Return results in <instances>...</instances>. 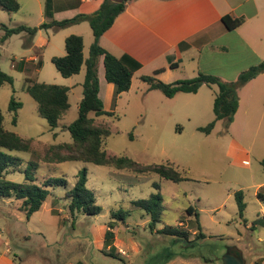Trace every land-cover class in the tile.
<instances>
[{"label":"rangeland","instance_id":"1","mask_svg":"<svg viewBox=\"0 0 264 264\" xmlns=\"http://www.w3.org/2000/svg\"><path fill=\"white\" fill-rule=\"evenodd\" d=\"M19 3L22 9L15 19L22 22H12L11 17L16 13L0 8V27L39 26L37 4L29 0H19ZM26 12L29 14L24 15ZM53 19L56 20L54 16ZM3 34L0 30V40ZM41 34L48 46L39 51H31L33 42L26 45V33L13 35L1 44L0 66L14 83L0 89V109L5 128L31 140L34 149L33 154H9L21 158L25 169L30 162H36L35 175L41 181L63 177L69 187L55 189L41 209L29 218L21 210V203L0 198V264H162V257L168 256L175 257L169 264H222L230 248L242 253L245 264H264V202L257 197L258 192L264 193L261 166L264 120L253 123L251 128L247 123L252 121L238 108L232 122H215L213 106L217 85H203L196 94L181 93L170 99L160 91L146 90L148 84L141 74H136L130 90L114 94L111 100L103 89L102 101L112 116L91 114L97 124H105L111 131L104 149L111 156L127 157L141 165L171 163L188 180L175 183L155 173L136 174L84 162L45 163L43 158L51 145L72 142L70 133L61 126L77 119L86 76L83 65L78 75L64 78L52 58L66 55L65 41L71 35L83 38L84 55L89 58L94 36L87 22L58 31L44 30ZM30 55L38 58L30 62ZM189 69L177 71L172 81L191 76ZM31 82L69 88L71 107L53 131L40 117L37 104L27 91ZM247 84L238 90V96ZM252 86L244 88V92ZM258 86L254 82V89ZM12 98L22 104L17 110V123H14L15 113L9 111ZM212 123L210 133L200 130ZM84 169L88 174L87 187L94 191L102 212L93 217L77 214L72 218L65 193L75 185ZM9 179L22 183L24 174L14 173ZM238 192H242L246 205L243 217L236 199ZM158 194L162 201L154 200L162 207L153 209L161 216L152 231L151 214L139 202L149 201ZM190 208L195 211L193 215L188 214ZM111 223L113 241L106 238ZM165 227L186 233L189 241L199 233L204 238L193 246H186V241L183 244L158 233ZM111 247L119 258L106 255Z\"/></svg>","mask_w":264,"mask_h":264},{"label":"trees","instance_id":"2","mask_svg":"<svg viewBox=\"0 0 264 264\" xmlns=\"http://www.w3.org/2000/svg\"><path fill=\"white\" fill-rule=\"evenodd\" d=\"M135 0H104L100 8L91 14H79L71 19L56 21L53 19V0H46L44 23L37 27H28L20 25L14 28L1 26L4 35L0 40V44L4 43L13 35L26 33L28 40L27 46L32 44V39L39 30L53 29L55 31L78 25L84 22L89 23L94 43L90 49V56L85 60L83 55L84 42L81 36L71 35L65 41L66 55L63 57L52 58V63L58 72L64 78H70L78 75L83 67L86 66V76L83 83V98L79 103L78 117L69 125L61 127L68 131L71 135L72 142L51 145L44 155L45 163H65V162H84L97 166H110L118 170H128L136 174H158L162 179L180 183L185 178L175 165L169 163L167 165H141L127 157H117L109 155L104 149L105 140L110 136L111 131L105 124H97L96 119L91 117L112 116V112H107L104 103L99 96L100 83L98 76L99 58L103 57L105 67V79L107 83L113 84L115 87V95H121L130 90L132 79L141 67V63L129 55L116 57L100 45L101 37L113 26L116 19L126 10L128 4ZM171 1V0H166ZM0 8L10 12L17 13L21 6L18 0H0ZM226 28L230 31L237 29L242 21L225 16L222 19ZM1 61V47H0ZM40 66V64H39ZM162 70H158L152 76H144L142 80L149 85L150 90H157L163 93L167 98H173L179 93L195 94L203 85H217L218 92L215 95L213 111L215 114V122L227 120L229 123L233 121L235 114L239 108L238 90L251 80L264 73V62L252 66L244 71L236 81L224 82L220 78L213 75L199 74L198 76L179 80L173 83H165L157 79ZM30 82V80H27ZM14 79L2 71L0 66V89L5 85H13ZM27 91L37 104V110L41 118L45 119L51 131L60 126L63 116L69 111L71 105L69 103V88L50 85L45 83H32L27 86ZM22 107L20 102L15 98L10 101L9 111L14 112V123H17V110ZM5 117L0 109V198L15 200L21 203V210L26 212L27 217H31L39 211L44 202L53 194V191L59 187L68 188V181L61 178H49L41 181L36 177L35 171L38 168L36 162H30L28 167L23 168L24 161L21 158L11 156L10 152L34 153L31 140H27L14 132L8 131L4 126ZM214 122V123H215ZM214 123L201 131L210 133L214 127ZM264 169V159L261 161ZM14 173L24 174V182L19 183L9 179V175ZM88 174L87 170L80 171L77 181L71 189L65 193L66 207L75 218L77 214L84 216H97L101 214L102 208L97 204V198L93 190L87 187ZM258 199L264 202V193H257ZM162 201L160 194L153 196L149 201H140V205H146L147 211L151 214L150 224L151 230L154 231L155 224L160 222L161 213L155 211L153 207H162L155 203V200ZM240 216L246 209L243 201L242 192L236 194ZM195 213L193 208L188 210V214ZM120 214H124L120 212ZM122 217V216H120ZM197 217V215H196ZM198 221V217H197ZM198 223V222H197ZM199 228V225H197ZM106 238L113 241L114 234L113 224L109 225ZM158 233L174 237L178 242L186 241V244L195 245L196 241L204 238L203 233L196 235V238L189 241L186 233H182L175 228L165 227ZM185 238V239H184ZM106 254L113 258H119L113 250ZM174 256L163 258L162 264H168L173 260Z\"/></svg>","mask_w":264,"mask_h":264},{"label":"crops","instance_id":"3","mask_svg":"<svg viewBox=\"0 0 264 264\" xmlns=\"http://www.w3.org/2000/svg\"><path fill=\"white\" fill-rule=\"evenodd\" d=\"M29 1L37 4L40 16L38 25H41L45 20L46 0ZM103 1L53 0L54 17L61 21L79 14L93 13ZM17 13L11 17L12 22L21 23L15 19ZM28 14L26 12L24 15ZM225 16L240 19L242 23L230 31L222 21ZM41 31L44 30H39L34 36L31 51L48 46ZM100 45L116 57L129 55L141 63L142 67L134 76H152L162 70L156 77L165 83L191 79L201 73L216 76L224 82H233L244 71L264 62V0H135L128 4L101 37ZM37 58L30 55L28 60L34 62ZM84 58L88 59L85 55ZM99 63V96L102 99L105 89L111 100L115 87L107 81L105 83L104 59L101 58ZM185 67L190 68L191 76L172 81L175 73ZM254 82L259 84L257 90L254 89ZM250 85H253L252 88L244 92V88ZM244 88L239 93V110H243L248 120L252 121L247 123L252 128L253 123L264 120V73L248 82ZM147 89L150 90L149 85ZM254 96L256 100H253ZM169 115L172 116V113Z\"/></svg>","mask_w":264,"mask_h":264},{"label":"water","instance_id":"4","mask_svg":"<svg viewBox=\"0 0 264 264\" xmlns=\"http://www.w3.org/2000/svg\"><path fill=\"white\" fill-rule=\"evenodd\" d=\"M186 246H192L190 244ZM223 264H245L242 253L235 248H230L222 258Z\"/></svg>","mask_w":264,"mask_h":264},{"label":"flooded vegetation","instance_id":"5","mask_svg":"<svg viewBox=\"0 0 264 264\" xmlns=\"http://www.w3.org/2000/svg\"><path fill=\"white\" fill-rule=\"evenodd\" d=\"M223 264V263H222Z\"/></svg>","mask_w":264,"mask_h":264}]
</instances>
